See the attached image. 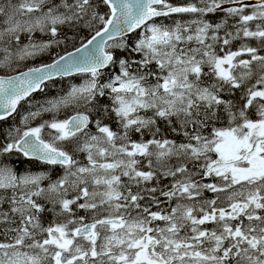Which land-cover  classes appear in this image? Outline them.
I'll return each mask as SVG.
<instances>
[{
    "label": "snow or ice",
    "instance_id": "6c2138e0",
    "mask_svg": "<svg viewBox=\"0 0 264 264\" xmlns=\"http://www.w3.org/2000/svg\"><path fill=\"white\" fill-rule=\"evenodd\" d=\"M61 46L0 76V123L84 78L0 139V264H264V0H0V70Z\"/></svg>",
    "mask_w": 264,
    "mask_h": 264
},
{
    "label": "trees",
    "instance_id": "16d2710c",
    "mask_svg": "<svg viewBox=\"0 0 264 264\" xmlns=\"http://www.w3.org/2000/svg\"><path fill=\"white\" fill-rule=\"evenodd\" d=\"M173 3H182L186 2V0H172ZM184 15L187 14H177L174 18L180 17L184 19ZM210 19L217 20L219 19V15H210ZM165 23H171V20H166ZM139 31V30H138ZM137 31V33H138ZM137 33H133L130 35L129 42L131 43V39L134 38ZM86 34V33H85ZM35 36L39 37L42 34L36 33L34 34ZM249 42V41H248ZM255 42V41H254ZM63 46L61 47H55L53 49H50L49 51L42 53L35 58H30L28 60L20 62V65L18 67L14 66V71H9L8 69H2L0 70V75H9L12 73H17L20 72L26 68L30 67H35L36 65L39 64H44V63H49L53 59L57 58L58 55H62L65 53V51L62 50ZM238 48V46H237ZM72 50L71 46L67 48V51ZM236 50V49H233ZM120 56H124V53H118ZM136 59H139V55H136ZM111 71L115 72L118 71L117 69H111ZM83 79V76L81 74L79 75H73L65 78H58L54 81H48L44 86H43V91H38L36 93H33L30 97L25 99V101H21V103L18 106V111L12 115L11 117L7 118L4 122L0 123V139L3 138L4 134L9 131V129H14L16 126L19 125L20 121L18 117L22 114L26 115L28 111H36L37 108L40 105H44L47 100H51L53 98H56L58 96H62V94L67 90L70 85L73 83H79ZM106 79V77H105ZM67 92V91H66ZM105 102L107 101V98H104ZM31 106V107H30ZM72 114V109L67 108V109H61L58 113H51V112H43L40 116L36 117L35 119H30V124L31 126L33 125H40L44 121H51L53 119V116L57 119H65L67 116ZM143 115V113H141ZM109 123L113 129H116V125L112 123L111 121H106ZM14 125V126H13ZM91 132L94 130L92 129V126H90ZM133 139H139L137 135H134L132 137ZM78 156H76L77 159ZM79 160V159H77ZM80 161V160H79ZM13 165L16 167L17 172H23L25 170L32 171L33 173H44L47 177V179L43 180V184L47 182H51L56 180L61 174L63 170L60 166L58 165H49L42 163L40 161H30L26 158H21V162L17 163L16 158H12ZM81 162H85V160L81 159ZM31 168V169H30ZM43 203V201H40ZM51 205H49L50 207ZM4 209L6 210L8 208V205L5 204ZM80 215H84L83 211H80ZM44 218L47 220H51L52 216L50 213H45Z\"/></svg>",
    "mask_w": 264,
    "mask_h": 264
},
{
    "label": "rangeland",
    "instance_id": "374dc122",
    "mask_svg": "<svg viewBox=\"0 0 264 264\" xmlns=\"http://www.w3.org/2000/svg\"><path fill=\"white\" fill-rule=\"evenodd\" d=\"M227 6V5H226ZM185 17H184V19L185 20H187V19H190V15L189 14H187V15H184ZM175 19H181L180 17H176ZM140 32V30L138 31V33ZM137 33V34H138ZM241 43V41H234V43H233V49H236L237 48V46L239 47V44ZM253 45V44H252ZM50 63V62H49ZM44 64H46V63H44ZM42 64H39V65H36L35 67H39V66H41ZM29 68V67H28ZM28 68H26V69H28ZM26 69H24V70H26ZM63 78H65V77H63ZM56 79H58V77H56V78H54L53 80H49V82L50 81H54V80H56ZM83 80H84V78L79 82V83H73L72 85H79V84H81V83H83ZM72 85H70V87L72 86ZM69 87V88H70ZM69 88L67 89V90H65V92L62 94V95H64L65 93H66V91H68L69 90ZM27 114V113H26ZM73 114V113H72ZM22 115H24V114H22ZM22 115H20L19 117H18V119H19V121H20V123H19V125L18 126H16V127H21L22 129H23V127H24V125L21 123V117H22ZM71 115V114H70ZM14 126V125H13ZM29 126H31V124H30V122H29ZM15 127V128H16ZM31 127H36V125H33V126H31ZM14 128V129H15ZM13 129V130H14ZM93 134H96V129L92 132ZM50 134L51 135H55V130H52V129H48V128H45L44 130H43V132H42V136L44 137V138H46V139H48V138H50ZM77 159H79L80 161H81V159H83V160H85V162H83V163H86L87 161H86V154L85 153H78L77 154ZM48 183H50V182H47V183H45V184H43V182L41 183V186L42 187H46L47 185H48ZM80 213V212H79Z\"/></svg>",
    "mask_w": 264,
    "mask_h": 264
},
{
    "label": "flooded vegetation",
    "instance_id": "af4514ba",
    "mask_svg": "<svg viewBox=\"0 0 264 264\" xmlns=\"http://www.w3.org/2000/svg\"><path fill=\"white\" fill-rule=\"evenodd\" d=\"M249 43H251V44H253V46H255V44H256V42H254V41H249ZM62 171V170H61ZM63 172V171H62ZM125 181L127 180V178H123ZM196 179H200V177H196ZM168 181H165V183H167ZM202 182H204V183H211V182H214V180H213V178H211V177H209V178H205ZM214 195L215 194H213V193H211V192H205L204 193V198H213L214 197ZM161 199H163V198H161ZM153 211H155V210H157L155 207H153V209H152ZM46 220V219H45ZM160 223H162V222H160ZM204 227H208V228H211V227H213V225L212 224H206Z\"/></svg>",
    "mask_w": 264,
    "mask_h": 264
},
{
    "label": "water",
    "instance_id": "95a60500",
    "mask_svg": "<svg viewBox=\"0 0 264 264\" xmlns=\"http://www.w3.org/2000/svg\"><path fill=\"white\" fill-rule=\"evenodd\" d=\"M70 51H74V49H72V50H70ZM64 54H65V53H64ZM62 55H63V54H62ZM51 62H52V61H51ZM51 62H50V63H51ZM22 71H27V69H26V70H22ZM22 71H20V72H22ZM20 72L12 73V74H9V75H19ZM73 75H76V74H73ZM73 75H72V76H73ZM0 76H5V75H0ZM66 77H68V76H66ZM55 78H56V77H55ZM46 82H47V81H46ZM34 93H36V92H34ZM32 94H33V93H32ZM32 94H31V95H32ZM27 98H28V97H27ZM0 114H2V111H0ZM13 114H14V113H13ZM13 114H12V115H13ZM12 115H11V116H12ZM7 118H8V117H7Z\"/></svg>",
    "mask_w": 264,
    "mask_h": 264
},
{
    "label": "bare ground",
    "instance_id": "6f19581e",
    "mask_svg": "<svg viewBox=\"0 0 264 264\" xmlns=\"http://www.w3.org/2000/svg\"><path fill=\"white\" fill-rule=\"evenodd\" d=\"M248 42V41H247ZM76 75H79V74H76ZM69 77V76H68ZM58 78H61V77H58ZM63 78V77H62ZM48 82V81H47ZM47 82H45V84L47 83ZM43 87V86H42ZM38 92V91H37ZM32 161H34V160H32ZM59 166V165H58ZM31 169V168H30ZM63 171V170H62ZM30 172H32V171H30ZM33 173V172H32Z\"/></svg>",
    "mask_w": 264,
    "mask_h": 264
}]
</instances>
